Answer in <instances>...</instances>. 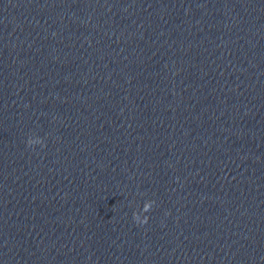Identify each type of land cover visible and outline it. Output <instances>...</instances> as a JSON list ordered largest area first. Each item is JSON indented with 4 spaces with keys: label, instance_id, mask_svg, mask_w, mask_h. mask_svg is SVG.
<instances>
[{
    "label": "clouds",
    "instance_id": "obj_1",
    "mask_svg": "<svg viewBox=\"0 0 264 264\" xmlns=\"http://www.w3.org/2000/svg\"><path fill=\"white\" fill-rule=\"evenodd\" d=\"M27 143H28V146H33V145H36L37 143L40 144L41 146H43L44 141L42 139H39L38 141H33L30 137L28 139ZM154 203H155V201H152V200L146 201L143 205L141 212H134L133 213L134 221L137 222L138 224H141V225L147 224L148 216L144 215L143 218H141V213L149 212L152 209Z\"/></svg>",
    "mask_w": 264,
    "mask_h": 264
}]
</instances>
